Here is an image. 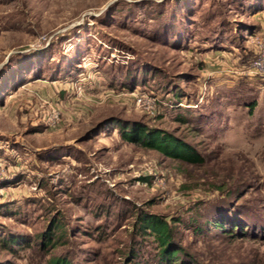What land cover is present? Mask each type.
Returning <instances> with one entry per match:
<instances>
[{"label":"rangeland","instance_id":"rangeland-1","mask_svg":"<svg viewBox=\"0 0 264 264\" xmlns=\"http://www.w3.org/2000/svg\"><path fill=\"white\" fill-rule=\"evenodd\" d=\"M260 46L264 0H0V264H157L141 215L200 264H264ZM227 221L254 237L213 236Z\"/></svg>","mask_w":264,"mask_h":264},{"label":"trees","instance_id":"trees-1","mask_svg":"<svg viewBox=\"0 0 264 264\" xmlns=\"http://www.w3.org/2000/svg\"><path fill=\"white\" fill-rule=\"evenodd\" d=\"M262 9V8H261ZM253 31H256V28H252ZM121 132H123V137L132 143L139 144L145 148L154 149L164 156L180 160L190 165L200 166L202 165L203 159L197 153H194L191 148L186 144L180 142L178 139L172 137L170 134H167L163 131L152 130L144 127L131 128L128 126L120 127ZM137 224L139 225V231L148 233L149 237L154 235L156 237V242L158 243V253H157V264H200L196 262V258L188 254L185 249L179 248L173 242V237L170 232V229L165 221H162L156 216H149L144 218L143 215L139 216L137 219ZM234 223V224H233ZM215 222L212 226L214 230L220 231L213 236L225 235L227 238H241V236L254 237L253 232H248L249 227L241 226L240 224L236 225L235 222ZM247 228V229H245ZM59 229L58 226L55 227L54 233L56 239L51 238L46 240L43 247L48 249L46 251L49 254L54 250L58 244L57 240L60 237H65L64 234H56ZM200 228L195 232L196 236H201ZM62 233V232H61ZM250 233V234H248ZM261 236H258V238ZM40 238V236H39ZM9 241V244L15 243ZM9 244L5 241L0 242L1 249H7L10 247ZM50 249V250H49ZM52 264H74L68 263L63 259H54Z\"/></svg>","mask_w":264,"mask_h":264},{"label":"built area","instance_id":"built-area-1","mask_svg":"<svg viewBox=\"0 0 264 264\" xmlns=\"http://www.w3.org/2000/svg\"><path fill=\"white\" fill-rule=\"evenodd\" d=\"M247 73L264 78V46L259 47V55L256 60H254ZM57 119V114L53 112L52 116L49 118V123L55 124Z\"/></svg>","mask_w":264,"mask_h":264},{"label":"water","instance_id":"water-1","mask_svg":"<svg viewBox=\"0 0 264 264\" xmlns=\"http://www.w3.org/2000/svg\"><path fill=\"white\" fill-rule=\"evenodd\" d=\"M9 56V55H8Z\"/></svg>","mask_w":264,"mask_h":264}]
</instances>
